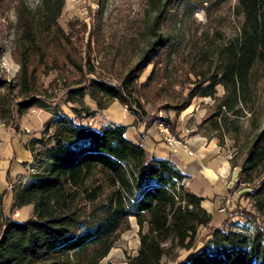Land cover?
Wrapping results in <instances>:
<instances>
[{"label": "trees", "instance_id": "obj_1", "mask_svg": "<svg viewBox=\"0 0 264 264\" xmlns=\"http://www.w3.org/2000/svg\"><path fill=\"white\" fill-rule=\"evenodd\" d=\"M150 1L155 16L138 61L116 84L92 77L96 70L85 66L91 77L69 90L67 102L83 106L89 98L102 110L118 101L145 119L146 107L161 100L166 101L164 109L179 114L194 99L211 98L215 110L202 125L210 123L220 133L223 147L225 135L240 132L229 117L239 119L256 97L252 77L264 65V0H237L235 14L243 21L235 38L216 45L210 38L181 55L186 82L178 80L179 67H173L174 72L171 67L179 39L169 27L185 10H204V1ZM65 2L43 0L38 22L25 5L19 6L16 54L21 66L18 97L23 99L15 103L14 88L0 77V118H10L15 106L19 115L47 107L35 94L38 76L31 67L42 61L49 41L84 75L58 24ZM150 66L151 74L141 82ZM178 84L186 94L175 90ZM219 86L224 89L221 96ZM71 109L74 117L57 112L47 125L49 137L30 143L32 150L41 146L45 164L15 188L14 205L33 206L32 216L23 222L7 217L6 192L0 193V264H101L131 218L140 229V247L125 264H264V224L259 219L264 215V127L256 126L241 163L237 154L230 160L232 169H240L236 185L247 190L243 195L254 210L236 206L241 217L256 226L250 231L233 219L215 226L213 214L203 206L205 198L187 187L188 176L170 159L151 153L141 140L129 139L127 126L109 122L96 129L83 122L87 109ZM162 121L176 133L171 120ZM182 251L186 256L181 257Z\"/></svg>", "mask_w": 264, "mask_h": 264}, {"label": "rangeland", "instance_id": "obj_2", "mask_svg": "<svg viewBox=\"0 0 264 264\" xmlns=\"http://www.w3.org/2000/svg\"><path fill=\"white\" fill-rule=\"evenodd\" d=\"M202 1H204V10L194 14L185 10L169 27L170 33L179 39L171 67H179V73L176 75L181 82H186L180 65L181 55L190 53L195 46L203 45L210 38L215 45L228 42L237 36L243 21L242 17L235 14L237 0ZM23 5L30 10L36 22L41 19L43 0H0V77L14 88L15 103L23 99L18 97L21 66L16 54L18 8ZM154 16L150 0H106L104 3L101 0H66L58 24L64 37L68 38L67 48L71 51L73 60L78 65L82 62L85 73L83 75L76 65L67 59V53H63L54 41H49L44 57H40L42 61L38 59L36 66L31 67L36 69L38 76L35 94L45 101L47 107L45 109L33 107L19 115L15 106L10 118L6 120L0 118V193L6 192L4 214L7 217L23 222L32 216L33 206L18 208L14 205L17 195L15 188L26 183L29 176L39 171L41 165L44 166L45 162L40 155L41 146L36 145L35 150H32L30 143L35 139L49 137L47 125L57 112L74 117L72 107L82 112L87 109L88 118H84V123L86 120L91 121L96 129L109 122L127 126L126 135L134 141L140 140L153 125L164 142L159 126L163 124L172 132L171 128L162 121L169 119L176 127V133H172L183 142L191 136H203L207 140L216 139L219 143L217 136L220 133L213 131L210 123L202 125L215 110V102L211 98H196L179 114L174 110L164 109L166 101L161 100L146 107L145 119L132 114L118 101L110 102L108 107L102 110H99L89 98L85 99L83 106L67 102L69 90L77 87L80 81L91 77L87 75L85 66L91 65L96 70V75L92 77L100 76L115 84L118 83L121 74L138 61L142 50L146 47ZM162 32L167 31L162 29ZM54 35L55 33L52 32L51 36ZM152 69V66L148 67L141 82L147 80ZM252 86L256 97L254 102L249 104L251 110L245 108L239 119L229 117L230 123L235 122L240 126V132L237 135H225V143L222 147V151L230 157V160L237 154L239 163L258 132L256 126L264 127V65H259L254 71ZM175 90L187 93L185 87L182 88L180 84ZM217 90L219 96L224 94L221 86ZM139 129L144 130L142 134ZM143 144L148 149L154 147L151 139ZM159 144L160 148L165 147L163 143ZM180 153L184 152L180 150ZM232 176L230 173L213 186L199 177L191 186L192 192L201 193L214 203L215 210L211 213L215 226H221L226 219H233L235 225L247 224L250 231H254L256 226L252 223L248 224L245 218L241 217L242 213L236 209V206H241L254 211L250 201L243 195L247 190L243 186L238 187L236 185L238 177L232 180ZM230 181L232 182L229 185ZM227 195L232 204L230 211L223 215L217 212V209L219 206V209L222 207V199ZM259 219L264 224V215ZM139 231L136 219L131 218L127 229L119 235L114 248L101 264H125L129 257L136 256L140 247ZM200 247H202L201 243H199ZM186 254L184 251L180 252L181 257Z\"/></svg>", "mask_w": 264, "mask_h": 264}, {"label": "crops", "instance_id": "obj_3", "mask_svg": "<svg viewBox=\"0 0 264 264\" xmlns=\"http://www.w3.org/2000/svg\"><path fill=\"white\" fill-rule=\"evenodd\" d=\"M133 119L135 122L134 117ZM143 131L144 130L139 129V132L141 134L143 133ZM137 136L139 137V135ZM148 139L153 140L154 143L153 148H147L151 153L156 155L158 158L170 159L183 171L186 176H188L186 185L191 191L193 182L199 177H201L205 183L213 186L220 179H225L230 173L233 175L231 178L232 180L233 178L235 180L239 176L240 169H232L230 157L222 151L223 149L219 146V143L216 139L207 140L203 136H191L190 138H186L185 140L189 144L193 152V156H190L185 152L177 155L172 154L170 148L167 147L164 142H162L161 136L158 134L155 126L153 125L149 129H147V132L140 140L143 143ZM159 143H163L165 147L160 148ZM231 182L232 181L229 182V185ZM197 195L204 197L205 201L203 202V206L210 213L212 211L214 212V203L211 201V199L202 195L201 193ZM219 207L217 209V212L219 211Z\"/></svg>", "mask_w": 264, "mask_h": 264}, {"label": "built area", "instance_id": "obj_4", "mask_svg": "<svg viewBox=\"0 0 264 264\" xmlns=\"http://www.w3.org/2000/svg\"><path fill=\"white\" fill-rule=\"evenodd\" d=\"M89 125H92L91 121H89ZM160 133L162 134L164 143L167 145V147L170 148L172 154H179L180 150H182L185 153H188L190 156H193V152L187 142H183L179 140L168 127H165L163 124H160L159 126ZM29 132V130H28ZM231 199L227 195L223 199V205L219 209L220 214H227L230 211L231 208Z\"/></svg>", "mask_w": 264, "mask_h": 264}]
</instances>
